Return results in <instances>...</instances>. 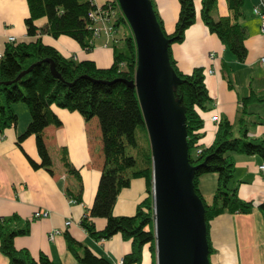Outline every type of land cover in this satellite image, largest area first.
Returning a JSON list of instances; mask_svg holds the SVG:
<instances>
[{"label":"trees","instance_id":"trees-1","mask_svg":"<svg viewBox=\"0 0 264 264\" xmlns=\"http://www.w3.org/2000/svg\"><path fill=\"white\" fill-rule=\"evenodd\" d=\"M199 0H180V13L171 34L167 33L163 20L154 5L160 26L171 40L172 45L183 43L186 32L198 19ZM201 1V19L212 34L218 36L226 50L236 60L244 64L248 58L246 31L240 23L245 0H227L230 15L214 18L217 0ZM30 16L26 20L27 33L31 42L8 43L0 62V133L15 126L19 116L16 104H26L31 121L26 131L18 138V145L29 137L36 138L40 162L27 155L36 170L53 172L51 155L45 144V129L60 126L61 120L54 107L78 112L86 121L98 119L103 140L104 169L92 208L81 219V227L96 241L109 240L121 234L125 241L132 242L131 252L124 256L123 264H141L145 248L152 253V264H156L155 228L153 210V160L150 147L140 146L137 130L146 126L135 89L123 82L134 81L137 70V48L132 30L123 14L115 28L125 22L130 30L123 47L114 46V62L109 68H99L95 62L76 61L65 57L58 49L44 44L42 36L53 38L67 36L75 40L85 51L94 50V21L90 13L97 9L92 0H27ZM154 4V3H153ZM46 19L39 27L37 22ZM171 64L183 84L176 88L175 95L183 100L186 108L190 161L199 166L194 180L197 194L206 208L210 257L214 252L210 241V223L218 216L228 214H251L255 210L252 202L243 200L235 185L236 163L233 153L258 156L264 164V138L250 135V119L253 113L248 106L254 101L263 102L250 86L248 96L241 99L238 131L234 125L223 118L219 122L212 145L201 144L204 137L205 120L202 113L212 102L206 85L205 69L195 68L187 74L180 70L170 49ZM54 65L62 79L55 78L51 67ZM222 77L229 88L234 89V69L222 63ZM130 148V149H129ZM203 148L197 156L198 149ZM131 150V152H129ZM61 160L67 171L80 178L68 158L67 150L61 151ZM205 163V165H203ZM218 175V187L211 202H207L200 190V178L205 174ZM144 178L148 183L149 196L139 204L134 216H115L114 208L119 194L131 186L134 179ZM79 196L77 202H81ZM264 209V204L260 205ZM106 219V227L98 231L95 219ZM31 234V223L23 221L18 215L0 219V250L9 260L8 264H59L42 253L38 259L29 250H19L15 246L18 237ZM70 253L78 264H113L103 256H97L89 247L77 242L69 233L65 234Z\"/></svg>","mask_w":264,"mask_h":264},{"label":"crops","instance_id":"crops-1","mask_svg":"<svg viewBox=\"0 0 264 264\" xmlns=\"http://www.w3.org/2000/svg\"><path fill=\"white\" fill-rule=\"evenodd\" d=\"M157 12L164 22L167 33L175 31L180 13V0H152ZM214 18L229 16L227 0H217ZM117 0H92L97 7ZM260 0H245L240 23L246 31L248 58L244 64L236 65L230 59L228 51L215 34H212L203 23L201 1L197 3L199 19L186 32L185 41L171 46L178 67L184 73H191L195 68L205 69L206 85L212 102L208 110L202 113L205 120L204 137L201 144L212 145L218 130V123L212 121L213 116L227 118L238 131L239 111L242 109L241 99L250 93L251 79H264V34L261 32V21L254 13V7ZM27 0H0V62L11 37L16 44L31 42L27 33L26 20L29 18ZM46 19L37 22L39 27L45 26ZM100 36L94 40L95 48L85 51L75 40L62 36L58 39L49 35L42 36L44 44L58 49L65 57L76 61H93L99 68H109L114 62V46L123 47L130 30L125 22L113 31L107 29L105 22L99 23ZM214 56V58L212 57ZM226 62L234 71V89L222 77V63ZM242 68L250 70L245 88L240 81ZM212 70L211 74L209 71ZM255 73L254 78H251ZM258 93V92H257ZM259 96H263L258 93ZM14 106L19 119L15 126L0 133V219L18 215L23 221L31 223V234L15 240L17 249H27L38 259L42 253L48 255L59 264H78L70 253L65 234L69 233L77 242L89 247L97 256L110 259L113 264L122 261L131 252L132 242L125 241L121 234L109 240L96 241L81 227V219L89 211L95 201L98 186L104 169L103 140L98 119L86 121L78 112L54 107L61 120L60 126H49L45 129V144L53 162V172L46 169L36 170L29 159L40 162L36 147V138L31 136L18 145V138L23 134L31 121L30 113L25 107ZM25 111V113H24ZM238 127V128H237ZM250 135L264 138V125L250 127ZM68 152V158L74 168L79 171L78 178L70 174L61 158V151ZM236 163L235 185H238L240 197L255 205L251 214H222L210 223V241L214 252L211 264H264V172L258 156H247L233 153ZM218 187V175L205 174L200 178V190L207 202ZM82 201L77 202L78 197ZM148 194V183L144 178L134 179L131 186L118 196L114 208L115 216H134L140 203ZM38 211L48 212V217L35 218ZM71 220L72 225L66 227ZM98 231L106 227V219H95ZM60 233L54 239L51 233ZM153 256L149 248H145L143 262L152 264ZM9 260L1 253L0 264H8Z\"/></svg>","mask_w":264,"mask_h":264},{"label":"water","instance_id":"water-1","mask_svg":"<svg viewBox=\"0 0 264 264\" xmlns=\"http://www.w3.org/2000/svg\"><path fill=\"white\" fill-rule=\"evenodd\" d=\"M134 35V81L153 160L156 264H211L206 208L195 189L199 166L190 161L187 115L175 95L183 80L172 67V42L164 34L152 0H118ZM55 78L62 79L54 65ZM205 165V163H203Z\"/></svg>","mask_w":264,"mask_h":264},{"label":"built area","instance_id":"built-area-1","mask_svg":"<svg viewBox=\"0 0 264 264\" xmlns=\"http://www.w3.org/2000/svg\"><path fill=\"white\" fill-rule=\"evenodd\" d=\"M254 13L259 16L261 21V32L264 34V0H260L259 4L254 7ZM122 10L121 7L117 2H110L107 3L105 6L97 7L96 10L92 11L90 13L91 19L94 21V25L92 26L95 31V38H98L100 36L101 27L99 26V23L105 22L107 25V29L109 31H113L115 29L116 22L119 20V17L121 16ZM9 43H16V38L11 37L9 39ZM3 56H1L2 58ZM214 58V56H212ZM261 63L264 64V57L261 58ZM211 74L213 73L212 70L209 71ZM212 121L215 123H218L221 121L220 116H213ZM203 152V148H200L197 150L196 155L199 156ZM260 169L264 172V164L260 167ZM48 212H41L38 211L35 213V218H41V217H48ZM66 227H69L72 225V221L69 220L66 222ZM59 231H54L51 233L50 238L54 239L57 234H59ZM104 241V240H101ZM116 264H123V260L117 262Z\"/></svg>","mask_w":264,"mask_h":264},{"label":"rangeland","instance_id":"rangeland-1","mask_svg":"<svg viewBox=\"0 0 264 264\" xmlns=\"http://www.w3.org/2000/svg\"><path fill=\"white\" fill-rule=\"evenodd\" d=\"M228 55H230L229 57L232 61L237 63L236 65L241 64L236 60V58L229 51H228ZM249 72H250V70H247L245 68H242L241 71L239 72L240 81H241V84L243 85L241 87H243V88H245V86H247L245 83L248 80ZM254 75H255V73H253L251 75L252 76L251 78H254ZM251 82H252V84L250 83V86L254 89V91L264 95V79L260 80L259 78H256L254 83L251 79ZM20 105L25 107L26 113H30L26 104L22 103ZM25 111H24V113H25ZM248 112L253 113V115L251 116V119H250V127L254 126V124H257V125L262 124V126L264 125V101L263 102L254 101V102L250 103L248 106ZM137 141H138L140 146H148L149 145L150 140H149L148 132L143 127H140L137 130ZM129 152H131V150H129Z\"/></svg>","mask_w":264,"mask_h":264}]
</instances>
